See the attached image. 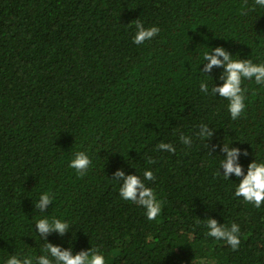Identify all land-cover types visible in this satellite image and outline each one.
Masks as SVG:
<instances>
[{"label":"trees","instance_id":"trees-1","mask_svg":"<svg viewBox=\"0 0 264 264\" xmlns=\"http://www.w3.org/2000/svg\"><path fill=\"white\" fill-rule=\"evenodd\" d=\"M136 19L159 34L134 44ZM207 46L264 62V8L254 0H0V261L41 254L33 202L48 191L45 214L71 229L47 240L71 244L73 254L93 248L106 264H264V205L234 196L239 178L217 174L223 153L212 150L224 141L246 150L245 170L264 159V88L244 81L247 106L233 121L225 99L199 90ZM220 71L210 74L217 83ZM200 123L215 130L209 141L195 136ZM174 128L193 135L191 148ZM161 141L176 152L154 151ZM77 151L92 161L84 175L69 167ZM119 168L141 178L153 170L145 183L162 201L156 220L119 197L111 180ZM209 217L240 226L237 249L206 236Z\"/></svg>","mask_w":264,"mask_h":264},{"label":"clouds","instance_id":"clouds-1","mask_svg":"<svg viewBox=\"0 0 264 264\" xmlns=\"http://www.w3.org/2000/svg\"><path fill=\"white\" fill-rule=\"evenodd\" d=\"M254 5L264 8V0H254ZM135 28V35L132 37L134 44L140 45L145 41H150L156 37L160 28L158 26L145 27L140 19L132 21L129 26ZM202 54V60L198 71L202 78L199 82V90L205 95H212L223 98L227 101V112L233 121L238 120L245 112L248 89L243 86L244 81H254L255 85L264 88V62H254L251 59L235 58L223 46L208 47ZM202 66V67H201ZM214 69H221L219 73V83L210 75ZM208 78L214 81L210 87ZM215 130L207 124L200 123L195 131V136L199 139L209 141L214 136ZM179 137V142L191 148L193 135L173 129V135ZM226 143L212 146V150L219 149L223 155H219V167L217 174L225 180L235 175L239 178V183H235L234 196L243 198L247 203L259 208L264 205V159L256 158L248 164L247 169L241 164V157H247L248 152L240 147H233ZM209 147L207 143V148ZM176 147L173 143L161 141L156 144L154 151L175 153ZM211 154V153H210ZM92 161L89 154L85 151L75 152L69 162V167L74 169L78 175H84ZM147 163H153L151 157L147 158ZM131 167L135 168L131 165ZM136 169V168H135ZM221 169L223 173L221 174ZM137 172V169H136ZM138 173V172H137ZM114 180L118 183L119 197L124 201H129L144 209V215L148 221L156 220L162 212V201L158 199L153 188L148 186L146 181H154L153 170L145 168L140 174H126L123 168L115 171ZM53 196L50 192L39 193L38 199L34 203V208L42 215L35 220V232L44 241L41 254L38 256L23 255L20 253L10 254L6 260L0 264H106L103 253L81 250L73 254L71 244L65 248L47 240L52 233L64 236L71 229V224L64 218L55 216L49 217L45 214L48 206L52 204ZM206 236L216 241H221L230 246L233 250L237 249L241 243L240 226L232 222L230 226L219 223L215 218L206 219Z\"/></svg>","mask_w":264,"mask_h":264}]
</instances>
